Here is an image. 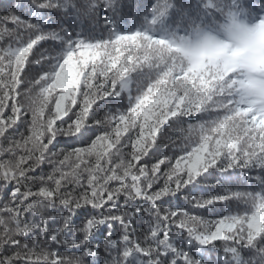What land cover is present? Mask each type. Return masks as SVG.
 <instances>
[{
  "label": "snow or ice",
  "instance_id": "1",
  "mask_svg": "<svg viewBox=\"0 0 264 264\" xmlns=\"http://www.w3.org/2000/svg\"><path fill=\"white\" fill-rule=\"evenodd\" d=\"M261 30L264 0H6L0 264H264V94L222 71Z\"/></svg>",
  "mask_w": 264,
  "mask_h": 264
},
{
  "label": "rangeland",
  "instance_id": "2",
  "mask_svg": "<svg viewBox=\"0 0 264 264\" xmlns=\"http://www.w3.org/2000/svg\"><path fill=\"white\" fill-rule=\"evenodd\" d=\"M224 38V37H222ZM230 43H225L221 49L210 51L201 57V63L204 59H207L210 64L218 58L225 57V50L230 47ZM264 31L258 32L255 39L245 48L235 50L231 57L224 59L222 70L225 73H231L237 71L240 67L237 64L235 58L243 57L246 61L245 67L252 73H256L255 76H248L245 79H239L237 77V84L241 88H255L259 89L264 94Z\"/></svg>",
  "mask_w": 264,
  "mask_h": 264
},
{
  "label": "trees",
  "instance_id": "3",
  "mask_svg": "<svg viewBox=\"0 0 264 264\" xmlns=\"http://www.w3.org/2000/svg\"><path fill=\"white\" fill-rule=\"evenodd\" d=\"M6 2V0H0V9H2L3 8V5H4V3ZM102 23V22H101ZM264 30H261L260 32H263ZM212 34H215V33H212ZM218 39H220V38H222V36H218L217 37ZM224 40H225V43H230V42H228L227 41V39L226 38H224ZM264 55V54H263ZM223 71V70H222ZM236 72V71H235ZM231 73H233V72H231ZM223 74L225 75V76H227L228 74L227 73H225L224 71H223ZM239 87V86H238ZM60 146H63V143L60 145ZM45 170L47 171V170H49L48 168H45ZM174 203H176V204H180V205H182L183 203H184V200H183V196H181L179 199H176V200H174L173 201Z\"/></svg>",
  "mask_w": 264,
  "mask_h": 264
}]
</instances>
